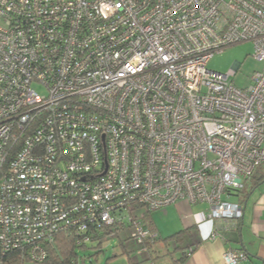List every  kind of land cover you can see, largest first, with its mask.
Listing matches in <instances>:
<instances>
[{
    "label": "built area",
    "instance_id": "2783aa9c",
    "mask_svg": "<svg viewBox=\"0 0 264 264\" xmlns=\"http://www.w3.org/2000/svg\"><path fill=\"white\" fill-rule=\"evenodd\" d=\"M243 42L264 64V0H0L2 255L42 264L60 233L126 223L140 244L135 211L185 200L233 227L264 164V66L244 88L206 67Z\"/></svg>",
    "mask_w": 264,
    "mask_h": 264
},
{
    "label": "crops",
    "instance_id": "0c3cea01",
    "mask_svg": "<svg viewBox=\"0 0 264 264\" xmlns=\"http://www.w3.org/2000/svg\"><path fill=\"white\" fill-rule=\"evenodd\" d=\"M264 173V168L262 169ZM258 174L255 176L257 177ZM245 184L247 193L233 192L228 201L243 206L242 218L238 221L239 227L230 228L227 221L213 222L207 219L208 207L197 208L189 206L185 201H179L164 210H157L143 222L146 228H154L160 238H166L182 230L190 229L188 243L193 244V252L184 264H224L222 255L226 250H238L246 258L240 264H264V180L252 189L257 178ZM258 182V181H257ZM159 213L163 221H170L168 225L158 223L153 214ZM150 217V218H149ZM217 225L219 236L211 239V233ZM228 227V229H227ZM179 258V255H174ZM168 264V263H167Z\"/></svg>",
    "mask_w": 264,
    "mask_h": 264
},
{
    "label": "rangeland",
    "instance_id": "374dc122",
    "mask_svg": "<svg viewBox=\"0 0 264 264\" xmlns=\"http://www.w3.org/2000/svg\"><path fill=\"white\" fill-rule=\"evenodd\" d=\"M253 53L254 48L252 43L243 42L228 47L220 52L214 53L206 68L210 71L225 74L230 68L237 64V72L235 76L231 77V80L237 87L244 88L249 83L248 78L254 72L261 70L264 66L263 62L253 58ZM185 202H187L189 206H197L199 209L205 208L204 203L192 204L186 200ZM171 206L174 207L173 205H170L160 210L163 212L168 207L171 209ZM153 212H147L145 209H139L135 211V215H137L139 220L142 222L144 219H148V216H151ZM153 216L157 218L158 223H163L164 225H168L170 223V221H163L164 217L160 216L159 213L153 214ZM131 233L132 230L130 228L124 227L118 230L114 235H105L100 246H98L96 241H93L92 243H89L84 249H76V256L78 257L79 262L78 264H128V259L130 258L134 261L141 260L140 258H143L144 255L138 253L137 248L132 246L133 239H131ZM122 241L124 242V249L126 251H132L131 254L125 253L121 246ZM154 250H156L158 254L161 255V258H158L155 261L156 264H170L171 256L166 255L167 249L163 243L156 242L154 245ZM24 264L36 263L25 262Z\"/></svg>",
    "mask_w": 264,
    "mask_h": 264
},
{
    "label": "trees",
    "instance_id": "16d2710c",
    "mask_svg": "<svg viewBox=\"0 0 264 264\" xmlns=\"http://www.w3.org/2000/svg\"><path fill=\"white\" fill-rule=\"evenodd\" d=\"M264 168V164H262L254 174H252L251 177L247 179V181H252L253 178L258 174L257 181L252 185V189L257 186L258 183L264 180V173L262 169ZM246 181V182H247ZM246 184V183H245ZM238 192H244L247 193L246 187H244L239 190ZM139 220V219H138ZM147 221V219H144L142 222L139 220V224L141 228L145 231H148L150 234L154 235L153 238L151 237H145L142 238V242L139 244L135 240H132L133 245L135 248H137L138 253L143 254V258H140L139 261H134L133 259H128V264H156L155 261L158 258H161V255L158 254L156 250H154V245L156 242H161L167 249V254L171 256V262L170 264H184L186 260L189 258L190 254L193 252V244H188L185 246L186 243L190 242V229L182 230L176 234H173L171 236H168L166 238H160L158 237L157 232L154 228H146L143 226V222ZM239 221V220H238ZM238 221L233 227L236 230L239 227ZM115 226L113 230L112 228H106L104 232H98L95 233V235L90 238V241L88 243L78 242L80 238H74V236L69 232H63L58 234L55 238H53V242L48 245L47 247V256L45 261H43L42 264H78V257L76 256V249H84L87 247L89 243H92L93 241H96L98 243V246H100L101 242L104 239L105 235H110V232L114 233V229L116 231L119 229H122L126 226ZM115 234V233H114ZM130 239V238H128ZM131 239H133L131 237ZM123 242V241H122ZM121 242V246L124 249V242ZM125 253H132V251H126L124 249ZM158 254V255H157ZM178 254L179 258L175 259L174 255ZM129 258V256H128ZM19 254L17 252H10L5 253L2 255V252L0 250V262L1 264H19Z\"/></svg>",
    "mask_w": 264,
    "mask_h": 264
}]
</instances>
